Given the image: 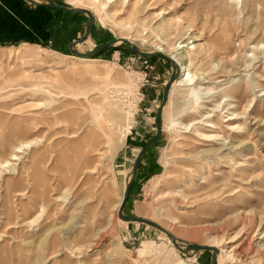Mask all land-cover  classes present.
<instances>
[{"label":"rangeland","instance_id":"1","mask_svg":"<svg viewBox=\"0 0 264 264\" xmlns=\"http://www.w3.org/2000/svg\"><path fill=\"white\" fill-rule=\"evenodd\" d=\"M49 1L93 11L78 52L118 38L148 53L193 42L183 51L208 82L197 86L213 94L170 92L163 129L176 119L191 127L164 132L145 153L124 215L190 244L223 238L237 264H264V0H126L105 8L103 0ZM0 14V161L9 160L0 174V264H178L164 236L116 213L135 157L155 135L171 64L120 43L86 59L98 69L79 67L68 48L83 36L86 15L26 0H0ZM233 112L241 118L224 122ZM22 141L34 143L11 160ZM177 253L184 264L212 257Z\"/></svg>","mask_w":264,"mask_h":264},{"label":"bare ground","instance_id":"2","mask_svg":"<svg viewBox=\"0 0 264 264\" xmlns=\"http://www.w3.org/2000/svg\"><path fill=\"white\" fill-rule=\"evenodd\" d=\"M93 3H98L99 0H91ZM101 2V1H100ZM108 3H119L120 5L124 6L125 3H126V0H103L102 3L100 4L101 8H105V6L108 4ZM85 9L84 10H89L90 12L93 13V11L91 10V8L89 7H84ZM75 9H82V8H75ZM102 11V10H101ZM115 12V11H113ZM115 14V13H114ZM116 40H126V41H129L131 43V41L129 39H122V38H118ZM117 44H120V42H118ZM133 44V43H132ZM134 45V44H133ZM193 42L190 43V40H188L187 38L186 39H182L181 42H178L177 44H175L173 50L169 51L167 49H164L162 46H154L156 47L154 52H160L164 55H166L167 57H169L170 59H172L174 62H176L177 66H178V73H179V78H177L174 83L172 84V87H171V90L170 92L175 89V88H189L192 93L194 94V90H205V92L203 93V95H208V94H213L209 88H202V87H198L199 85L197 84L199 79L203 80V83L202 84H205V83H208V82H205V79L196 74H194L191 70V67H190V62L188 60V56L187 54L185 53V51L183 50H193L195 49V46H193ZM80 46V45H78ZM95 46L92 47V49L94 48ZM90 49V50H92ZM89 50V51H90ZM88 51V52H89ZM153 53V52H151ZM76 57V56H75ZM75 60H78V63H75L76 66H79V67H83V68H92V69H98L100 66V63L99 61L97 60H86L84 58L80 59L79 57L77 58H74ZM97 73V71H96ZM98 75V74H97ZM168 81V80H167ZM166 81V82H167ZM198 85V86H197ZM201 86V85H200ZM203 86V85H202ZM209 87V86H208ZM163 92V91H162ZM170 95V94H169ZM196 97V96H195ZM199 97V96H198ZM225 98V97H224ZM197 101V98L195 99ZM169 101V99H168ZM192 101V100H191ZM219 107V106H217ZM216 106L214 108H206L208 110H211L213 112L216 111ZM200 111V110H199ZM230 111V110H229ZM126 116V115H125ZM210 117L209 116H203V119L206 120ZM127 118V116H126ZM241 117H240V114H237L235 112L229 114V116L225 119L224 122H231V121H235V120H239ZM192 123V122H191ZM163 124V122H162ZM190 124V123H189ZM191 127V124L190 125H185L183 124L179 119H176V120H172L170 122V128L168 129H163V133L166 132V131H170L171 133L177 131L178 129L180 130H183L184 132H187ZM205 127L211 129V130H216V125L214 124L213 121H208L205 123ZM163 128V127H162ZM228 129L232 132H235V133H242L245 128L242 126V125H239V124H229L228 125ZM129 132V131H128ZM197 135L206 140V141H220V140H223L222 136H220L219 134H215V135H205V134H201V133H198L196 132ZM241 137V136H240ZM120 142V141H119ZM34 142H28V141H22L20 143H16V146L14 147V150L13 153L11 152V160H18L19 159V156L17 155V153H23L22 151L24 149H27L29 148ZM225 147H227V143L223 141V143L221 144V150L224 149ZM139 153V152H138ZM138 155V154H137ZM136 155V156H137ZM136 158V157H135ZM2 160V159H1ZM9 160H2L0 161V174H1V169H4L5 167H7V165L9 164L8 162ZM242 166V165H241ZM131 179V172H130V175L128 176L127 178V183L129 182V180ZM126 188V186H125ZM125 191V189H124ZM123 195H124V192H123ZM123 195H121L120 197V200L118 201L117 203V208L120 207V204L123 200ZM67 198V197H65ZM119 210V208H118ZM117 213V218H118V212L116 211ZM119 219V218H118ZM120 220V219H119ZM121 221V220H120ZM123 222V221H122ZM125 223V222H124ZM145 226V225H144ZM162 227V226H160ZM150 228V227H149ZM163 228V227H162ZM164 230L168 231L170 233L169 230H167L166 228H163ZM155 230V229H153ZM157 231V230H155ZM158 232V231H157ZM162 236H164L166 239H167V243L170 247V250L176 254V262L178 264H184V261L183 259L178 255L179 253H177L178 251L174 248V246L172 245V242L170 239H168L166 237V235H164L163 233L159 232ZM172 234V233H171ZM173 235V234H172ZM231 239V238H230ZM179 240V239H178ZM224 239L223 238H212L208 241L207 245L206 246H209V247H213V248H216L218 250V254H217V264H223L224 262L226 263H229V264H237V263H240L239 260H237L235 258V255H234V249H227L225 247L226 243H224ZM190 244V243H189ZM177 252H176V251ZM239 254V253H238ZM193 256L192 255H189V257H186V258H192ZM238 258V257H237ZM240 259V258H239ZM245 260V259H244ZM242 261V260H241ZM174 263V262H173Z\"/></svg>","mask_w":264,"mask_h":264},{"label":"water","instance_id":"3","mask_svg":"<svg viewBox=\"0 0 264 264\" xmlns=\"http://www.w3.org/2000/svg\"><path fill=\"white\" fill-rule=\"evenodd\" d=\"M26 1L32 5H35V6H39V7L55 10V11H60V12L68 13V14H83V15H86L88 17V20H87L86 25H85V32H84L83 36L79 40L72 42L68 48L69 52L76 57L84 58V59L93 58L94 56L98 55L100 52H102V51L116 45L118 42H120V43L127 45L134 54H137V55L144 57V58H153L154 57V58L165 59L166 61H168L171 64L173 72H172L171 76L169 77L168 81L164 84L163 93H162V102L159 105V107L157 108L156 114H155V128H156L155 135L145 144V146L140 150V152L138 153V155L136 156V158L134 160L132 170H131V179L126 184V188H125L124 195H123V200H122L120 207H119V210H118V218L125 223L145 225L147 227H150L152 229L157 230L158 232L163 233L164 235H166V237L168 239L171 240L174 248L178 252L184 254L187 257H189L190 253L192 256H194L195 254H197L198 252H201V251H210V252H212L210 264H217L218 250L216 248L209 247V246H200V245H196V244H189V243L183 242L181 240H178L174 235H172L168 231L164 230L162 227H160L158 224H156L152 221L141 219V218L129 217V216L124 215V209H125V206L128 202V199H129V196H130V193L132 190V186L134 183V179H135L138 167L140 165V162H141L143 156L145 155V153L149 150V148L152 145H154L155 143H157L163 139V128H162L163 127V124H162L163 110L168 103L169 94H170L172 84L174 83V81L177 78H179L178 66H177L176 62H174L172 59H170L169 57H167L166 55H164L160 52H153V53L143 52V51L139 50L135 45H133L132 43H130L129 41H126V40H112V41H109L106 43L96 45L89 52H86V53L78 52V51H76V47L78 45H81L84 42H86L89 35H90V31H91V27H92V23H93V15L90 11L84 10V9H75V8H69V7H65V6H61V5H56L52 1H49V0H47L46 3H39V2H36V0H26Z\"/></svg>","mask_w":264,"mask_h":264},{"label":"crops","instance_id":"4","mask_svg":"<svg viewBox=\"0 0 264 264\" xmlns=\"http://www.w3.org/2000/svg\"><path fill=\"white\" fill-rule=\"evenodd\" d=\"M1 15V14H0ZM8 28L14 29L16 28V26H13V23H4ZM0 31H2V20L0 19ZM170 96V95H169Z\"/></svg>","mask_w":264,"mask_h":264}]
</instances>
